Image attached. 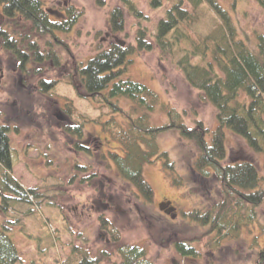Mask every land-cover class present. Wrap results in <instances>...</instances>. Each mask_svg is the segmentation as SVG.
I'll list each match as a JSON object with an SVG mask.
<instances>
[{"label":"trees","instance_id":"1","mask_svg":"<svg viewBox=\"0 0 264 264\" xmlns=\"http://www.w3.org/2000/svg\"><path fill=\"white\" fill-rule=\"evenodd\" d=\"M118 1L120 5L111 10L108 19L107 32L111 38L108 46H101L87 60L71 56L65 80L79 96L96 102L103 113L109 114L101 127L117 145L101 152L100 161L114 169L131 194L145 204L153 202L154 190L144 175V165L161 159L166 167H175L169 152L161 145L160 135L177 131L180 140L195 147L189 164L192 178L197 177L200 182L213 180L217 190H208L206 202L183 211L187 217L177 216V221L197 227L206 236L205 248L214 251L225 240L238 237L244 227L258 223L264 207L257 162L250 156L229 155L226 137V129H230L264 158V35L259 34L254 43L242 37L235 7L229 9L226 0H147L155 10L168 3L152 30L143 25L149 16L135 1ZM256 2L264 10V0ZM45 3L46 0H0L2 48L25 72L29 64L42 66L47 62L53 68L63 66V52L70 53V49L61 34H69L84 14L69 2L57 9L47 8ZM126 10L137 20L135 41L130 43L116 37L125 30ZM156 48L161 59L178 68L203 100L215 107L214 129L202 120L189 126L183 114L163 102L158 92L125 77L133 56ZM58 81L41 80L42 91L55 87ZM158 107L165 114L163 124H156L151 118ZM67 113L63 129L75 139L74 148L95 155L91 146L84 143L88 139L86 116L80 114L81 120H75L71 107ZM89 135L92 136L90 131ZM93 138L95 142L99 139ZM16 163L12 160L9 126L0 124V214L4 217L0 224V264H26L13 232L25 228L24 217L32 213V208L21 210L19 206L57 205V195H47L41 187L26 188L20 183L12 173ZM190 180L178 173L172 178L178 186L189 184V189L196 182ZM99 222L101 231L109 235L112 244L118 245L120 264H157L146 248L121 243V230L107 216L100 215ZM261 227L264 231V225ZM179 234L175 241L177 252L184 258L201 257L202 250L194 240H186L182 231ZM103 259V255L92 256L84 247L72 244L70 254L55 261L103 264ZM256 264H264V248L258 251Z\"/></svg>","mask_w":264,"mask_h":264},{"label":"rangeland","instance_id":"2","mask_svg":"<svg viewBox=\"0 0 264 264\" xmlns=\"http://www.w3.org/2000/svg\"><path fill=\"white\" fill-rule=\"evenodd\" d=\"M133 1L149 16L143 25L150 30L155 28L168 7L165 3L155 10L150 8L147 0ZM68 2L82 9L84 14L69 34H61L70 49V53L63 52V66L53 68L47 62L42 66L29 64V70L22 71L19 62L2 48L0 42V124L9 126L12 160L17 161L12 173L26 188L41 187L47 195H57L56 206L46 203L19 206L21 210L32 208V213L24 217L25 228H16L13 232L23 262L56 264V258L67 257L71 245L78 244L92 256L103 255V264H120L118 245L112 244L109 235L100 229L99 217L104 215L121 230V243L146 248L148 256L157 264H256L257 253L264 248L261 227L264 225V207L258 223L244 227L238 237L225 240L223 246L214 251L205 248L206 236L197 227L177 221V216L171 219L165 211L161 214L162 203L169 200L178 208V217L185 219L187 215L183 211L203 205L207 199L204 196L210 190H217L213 180L200 182L199 178H192L189 164L195 155V147L180 140L177 131L169 130L160 135L162 147L174 161V169L166 167L161 159L143 167L154 190L151 204L136 199L116 171L100 161L101 152L117 145L101 127L109 114L103 113L96 102L79 96L65 77L70 71L71 56L79 61L87 60L101 46H108L111 41L107 32L108 19L111 10L120 2L46 0L45 4L47 8L57 9ZM225 5L229 9L235 7L242 37L254 43L259 34L264 35V10L256 0H226ZM125 13V30L116 37L130 43L135 41L137 20L127 10ZM132 59L125 77L145 83L158 92L163 102L183 114L189 126H193L195 120H202L211 129L217 126L215 107L203 100L178 68L161 59L158 48L141 51ZM45 79L59 81L55 87L43 92L40 82ZM69 107L75 120L81 117L80 114L86 116L88 139L84 143L91 146L95 155L76 150L75 139L63 129ZM151 118L156 124L166 121L160 107ZM93 136H97L102 144L99 139L95 142ZM226 137L229 155L250 156L257 162L261 188H264L263 156L255 153L245 139L230 129H226ZM175 173L196 181L195 185L190 183V189L187 183L176 185L172 181ZM3 219L0 214V224ZM180 231L186 234V240H194L202 250L201 257L184 258L177 252L175 241L180 238Z\"/></svg>","mask_w":264,"mask_h":264},{"label":"water","instance_id":"3","mask_svg":"<svg viewBox=\"0 0 264 264\" xmlns=\"http://www.w3.org/2000/svg\"><path fill=\"white\" fill-rule=\"evenodd\" d=\"M169 203H167V205H168ZM161 208L162 209H164V207H163V205H161ZM175 210V208H170V211H174Z\"/></svg>","mask_w":264,"mask_h":264},{"label":"flooded vegetation","instance_id":"4","mask_svg":"<svg viewBox=\"0 0 264 264\" xmlns=\"http://www.w3.org/2000/svg\"><path fill=\"white\" fill-rule=\"evenodd\" d=\"M168 209H169V207L166 208V210H168Z\"/></svg>","mask_w":264,"mask_h":264}]
</instances>
